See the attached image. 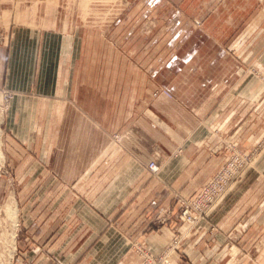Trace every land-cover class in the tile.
<instances>
[{
    "label": "crops",
    "instance_id": "1",
    "mask_svg": "<svg viewBox=\"0 0 264 264\" xmlns=\"http://www.w3.org/2000/svg\"><path fill=\"white\" fill-rule=\"evenodd\" d=\"M260 7L259 0H226L215 5L213 15L199 14L201 27L177 48L169 64L161 66L160 71L168 72L165 80L158 81L159 89H166L170 96H156L142 119L128 121L118 142L113 136L119 132L103 121L108 112L91 122L81 112L83 126H68L65 99L74 87V64L62 62V55L69 47L42 46L40 62L36 57L40 46L21 53L16 64H11V54L0 86L15 92L7 123L13 132L12 145L35 151L34 144L45 136L35 121L30 127L24 122L34 116L43 118L35 108L40 101L52 103L48 119L55 128L53 133L47 130V144L41 142L46 146L39 149L49 152L43 168L47 174L33 172L21 178L48 184V219L28 227L54 232L53 242L62 241L56 247L62 249L66 264H128L132 258L127 247L138 240L153 252H162L184 227L175 192L195 196L225 161L223 153L211 151L212 134L221 133L247 151L261 150L259 169L239 180L210 219L190 232L185 252L177 253L175 261L264 263V84L248 74L251 69L264 70ZM28 31L11 36L10 51L13 42L38 43L40 34ZM51 38L58 39L46 34L48 45ZM25 56L31 58L25 61ZM89 126L94 132L88 131ZM158 135L159 153L152 159L150 140ZM153 160L160 166L158 174L148 169ZM39 165L32 164L43 166ZM214 226L220 230L214 231ZM235 226L239 240L232 242ZM247 244L249 253L242 249Z\"/></svg>",
    "mask_w": 264,
    "mask_h": 264
},
{
    "label": "rangeland",
    "instance_id": "2",
    "mask_svg": "<svg viewBox=\"0 0 264 264\" xmlns=\"http://www.w3.org/2000/svg\"><path fill=\"white\" fill-rule=\"evenodd\" d=\"M224 1L226 0H0V75L6 68L11 54V64H16L21 60V53H26L31 46H40L36 56L37 62H40L42 46L69 47V52L61 54L62 62L74 64L72 77L75 80L74 87L65 99L67 103L65 114L69 116L68 126L70 129L83 126L85 121L81 118V112L83 118H88V122L99 113L105 116L108 112L109 116L103 118L105 126L115 127L113 130L119 133L114 134L113 137L117 142L122 141L121 133L127 130L128 121L134 123L135 119H142L146 108L153 106L159 94L170 96L166 89H159L158 81L165 80V74L168 72L160 71L161 66L169 64L175 57L177 48L182 46L194 30L201 27V23H197L198 15L203 18L213 15L215 5ZM259 5L261 6L259 14L264 18V0H259ZM27 30L40 34L38 43L32 45L28 40H22L20 45L18 42H13L10 51L11 36L15 37L17 33ZM49 33H53L58 39L56 41L51 38L48 45L45 41L46 34ZM248 74L264 84V70L251 69ZM14 97L15 92L0 86V129L2 130V137L0 136V259L2 258V261L0 260V263L66 264L63 261L64 253L61 252L62 249L59 250L62 241L59 242L57 239L55 243L53 242L56 235L54 232L47 231L45 225H43L44 230L34 231L28 227L29 224L40 225L39 223L48 219L46 206L48 184L21 181L23 175H31L33 172L47 174L43 168L46 167L49 152L39 149L47 144L44 140L47 130L50 132L51 129L53 133L55 129L54 124L51 123L53 120L48 119L49 112L53 110L52 103L48 101L36 103V112L40 116L43 115V118L35 120L34 116L24 120L29 127L35 121V127L39 126L40 134L45 135L41 138V142L46 144L38 140L40 143L34 144L35 151H33L27 147L22 149L14 142V145L11 143L13 132L9 130L7 123L10 120ZM63 108L59 109L61 114H64ZM128 116L131 118L129 119ZM150 125H153V122ZM88 131L94 132V128L89 126ZM160 137L158 135L152 140L146 136L151 139L152 159H155V154L159 153ZM52 138L50 136L47 141ZM229 142L240 147L234 140L225 138L223 134H212L211 143L214 145L211 146V151L216 154L223 153L225 161L209 178L215 175L231 155L232 152L226 145ZM18 143L21 144L20 141ZM243 150L254 153L246 174L257 173L262 151L256 148L250 151ZM39 158L41 161H38ZM59 160L63 164L62 156ZM34 162L38 165L40 162L43 166L33 167ZM152 162L156 161L150 163ZM150 163L148 169L151 171ZM246 174L243 177L247 176ZM179 199H189V197L186 198L180 192H175V202L178 203ZM14 207H17V215L11 210ZM188 227L184 223V227L173 237L174 239L178 237V240L173 244L172 264H177L175 261L177 253L182 255L185 252L186 241L190 234ZM235 227L231 231L233 239L229 237L232 242L239 240L235 239L239 234ZM212 229L220 230L216 226ZM12 232L13 234L15 232V235ZM261 232L259 231V235ZM60 233L63 235V232ZM252 237L254 238L253 235ZM172 240L166 247L172 243ZM56 244L59 246L56 247ZM144 245L140 240L130 242L127 252L132 262L128 261V264H140V252L147 246ZM243 248L249 253L248 244ZM262 253L260 251L259 255ZM10 254L12 257L9 256ZM220 264H241V262Z\"/></svg>",
    "mask_w": 264,
    "mask_h": 264
},
{
    "label": "built area",
    "instance_id": "3",
    "mask_svg": "<svg viewBox=\"0 0 264 264\" xmlns=\"http://www.w3.org/2000/svg\"><path fill=\"white\" fill-rule=\"evenodd\" d=\"M197 23L199 24L200 21ZM226 145L232 152L226 163L204 183L195 196L178 200L181 206L178 217L189 226L190 232L201 226L202 222L210 219L214 210L233 191L234 186L250 168L254 153L245 152L231 142ZM149 167L154 174L160 172V167L156 162L150 163ZM176 240L178 237L173 238L172 243L160 253L153 252L147 246L142 248L139 257L140 264H172L171 253Z\"/></svg>",
    "mask_w": 264,
    "mask_h": 264
},
{
    "label": "bare ground",
    "instance_id": "4",
    "mask_svg": "<svg viewBox=\"0 0 264 264\" xmlns=\"http://www.w3.org/2000/svg\"><path fill=\"white\" fill-rule=\"evenodd\" d=\"M0 121H1V119H0ZM1 132H2V130L0 129V136L2 137ZM0 143H1V142H0ZM3 144H4V143H3ZM3 144H2V145H3ZM0 145H1V144H0ZM0 153H1V149H0ZM3 157H4V156H3ZM3 161H4V159H3ZM1 164H2V163H1ZM9 206H10V205H9ZM10 207H11V206H10ZM16 209H17V207H14V209H11V210H12V212H14V213L16 214V213H17V212H16ZM16 215H17V214H16ZM11 216H12V215H11ZM12 217H14V216H12ZM14 219H16V217H14ZM14 231H15V230H14ZM12 234H13V232H12ZM13 235H15V232H14ZM13 235H12V236H13ZM12 239H14V237H12ZM14 241H15V240H14ZM13 251H14V250H13ZM13 251H12V252H13ZM10 252H11V251H10ZM10 252H9V253H10ZM13 253H14V252H13ZM9 256L12 257L11 254H10ZM1 259H2V258H1ZM1 259H0V260H1ZM10 259H11V258H10ZM1 261H2V260H1ZM3 261H4V260H3ZM9 261H10V260H9ZM5 262H6V261H5ZM0 264H1V263H0Z\"/></svg>",
    "mask_w": 264,
    "mask_h": 264
}]
</instances>
